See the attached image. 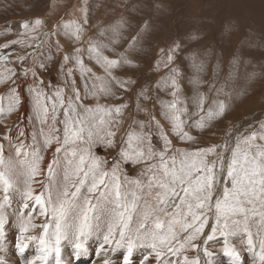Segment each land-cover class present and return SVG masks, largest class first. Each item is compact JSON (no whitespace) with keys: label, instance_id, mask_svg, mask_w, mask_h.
<instances>
[{"label":"snow or ice","instance_id":"obj_1","mask_svg":"<svg viewBox=\"0 0 264 264\" xmlns=\"http://www.w3.org/2000/svg\"><path fill=\"white\" fill-rule=\"evenodd\" d=\"M83 11L82 23L64 24L66 34L80 46L73 47L69 53L62 51L57 43L61 56L59 68L51 55L40 61L31 53L28 54L33 59L30 66L0 68V84L7 85L8 101L6 107L0 104V115L20 109L24 92L18 90L14 77L30 73L33 79L27 96L32 106L30 122L35 121L31 143L20 139L26 133L17 129L13 144L12 127L8 125L0 133L8 149L15 152L14 156L6 155L5 143L0 142V191L3 192L0 253H4L0 255V264H12L5 259L3 237L9 222L5 207L10 204L9 190L13 188L21 201L15 214L18 227L15 249L22 253L29 242L36 244V254L26 264H49L50 257L52 264H66L62 241L72 245L73 255H88L86 241L93 236L99 238L94 252L99 264H109V254L120 247L126 249L123 264H128L137 247L150 249L140 264H152L149 257H154L156 264H167V255L186 247L199 248L195 241L204 233L210 215L215 222L203 244L207 245L219 234L224 238L221 251L238 261L241 251L229 237L243 233L246 239L241 240V245L251 253V264H264V122L249 134L233 128L225 132L221 143L199 146L193 131L209 128L212 121L224 116L230 104L220 99L223 86L215 89L216 98L208 103V94L200 91L203 81L198 75L187 80L192 96L184 94L176 55L183 50L179 42L167 50L161 49V59L156 62L155 70L168 69L159 83L170 89V99L152 100L153 105L159 106L158 112L155 107L141 108L139 101L150 99L146 88L138 92L136 104V111L145 113L144 120L132 119L131 114L126 117L129 109L126 102L101 103L102 98H117L114 84L127 91L126 85L135 83L122 80L115 72L131 65L127 53L142 43V38L150 33L151 23L145 19L124 51L117 52L124 22L100 29L99 37L111 31L113 38L108 41L93 36L85 41L84 25L89 20L87 9ZM40 23L37 19L34 26ZM20 26L28 29L29 22ZM56 30L54 25L53 32ZM192 39L197 37L194 35ZM16 59L24 61L25 55H17ZM7 60L8 56L0 53V62ZM216 60L213 77L220 69V57ZM237 60L234 55L229 61V76ZM174 63L176 67H170ZM203 65L204 61L197 63L193 57L190 66L198 72ZM94 67H99L103 75L94 72ZM53 70L57 73V83L44 78ZM208 85L211 92L214 79L210 78ZM189 99L195 108L191 115ZM126 119L131 124L122 134ZM132 125H137L138 130ZM177 142L187 143L189 147H179ZM193 144L197 146L191 147ZM98 145L105 149L119 148L111 167H107L104 157L95 153ZM50 149L52 158L45 169L43 153ZM127 163L134 168L143 167L130 177L123 167ZM34 185L39 187L38 194ZM30 201L39 205V214L47 217L46 222L38 225L33 223L32 213L23 214ZM37 228H42L38 235L29 234ZM203 255L208 257L203 264H213V253L207 247L203 248ZM177 264L202 262L198 256L193 259L184 256Z\"/></svg>","mask_w":264,"mask_h":264},{"label":"rangeland","instance_id":"obj_2","mask_svg":"<svg viewBox=\"0 0 264 264\" xmlns=\"http://www.w3.org/2000/svg\"><path fill=\"white\" fill-rule=\"evenodd\" d=\"M85 8L89 20V24L84 25L85 41L89 36L108 41L113 38L111 31L99 37L100 29L110 28L119 21L124 22V28L121 29L119 37L121 42L116 46L117 52L124 51L129 40L142 26L145 19H150L151 23L150 33L142 38V43L137 48L127 53L132 61L131 65L115 72V75L122 80H131L135 83L126 85L127 91L114 84L113 88L117 93V98H102L101 103L126 102L129 105L125 113L126 117L131 114L132 119L144 120L145 113L137 112L136 104L138 92L146 88V94L150 99L140 100L141 108L155 107L158 112L159 106L153 105L152 100L170 99L168 96L170 89L166 88L163 83H159L161 77L167 74L168 69L161 67L155 70L156 62L161 59V49L167 50L174 42H179L183 50L176 55L182 75V85L185 89L184 94L188 97L192 96V89L187 84V80L193 75H198L203 81L200 91L208 94V103L216 98L215 89L223 86L224 93L220 99H225L230 104L224 116L212 121L209 128L193 131V135L197 136L199 146L221 143L225 132L233 128L239 129L242 134H249L253 130H258L260 123L264 122V0H0V45H8L6 48L0 47V53L8 56L7 61L0 62V68L19 69L30 66L33 63V59L28 55L30 53L40 61H44L47 56L51 55L57 61L55 67L59 68L61 56L57 52V43L62 46V51L69 53L73 47L80 46L66 34L64 24L70 21L82 23ZM37 19L41 23L34 26ZM25 21L29 22L28 29L20 26ZM54 25L57 29L55 32H53ZM45 33L48 35L45 36ZM194 35L197 39H192ZM10 41L20 42L9 43ZM106 54L113 55L112 53ZM17 55H25V60L17 61ZM234 55L238 57V60L231 67V76H229V61ZM193 57L197 63L204 61L202 70L197 72L190 66ZM216 57H220V69L213 77L212 69L217 63ZM85 62L88 63L86 58ZM170 67H176V64ZM93 71L103 75L99 67H94ZM44 78L46 81L51 79L53 83H57L55 70ZM210 78L214 79V88L211 92L208 91ZM14 79L18 90L24 92V100L18 111L0 115V120H3V123H0V133H3L5 126L8 125L12 127L13 144L16 143L17 129L26 133V136L20 139L31 143L35 121L30 122L32 106L27 96V88L33 78L29 73L27 76L20 74ZM77 79L79 80L78 74ZM6 87V84H0V94H3L0 104L5 107L8 103ZM121 97L123 100L119 99ZM188 106L191 115L195 111L191 99L188 100ZM191 119L194 120L196 117H191ZM130 124L131 120L126 119L122 134L127 132ZM132 127L138 130L137 125H132ZM0 142H4L2 137H0ZM4 143L6 155L14 156V149L9 150L7 142ZM120 143L118 137L117 144ZM257 143L261 142L257 141ZM197 144L191 147H196ZM177 146L189 147L183 142H177ZM118 150V147L105 149L99 145L94 149L98 156L107 160V167H111ZM43 154L45 159L42 168L46 169L52 158V151L50 149ZM123 167L130 177H134L143 165L134 168L131 163H127ZM34 189L38 194L39 187L34 185ZM2 196L3 192L0 191V198ZM9 196L10 204L5 207L9 222L5 226L6 231L3 237L7 251L5 259L12 261V264H26V261L36 254V244L29 242L28 247L22 253L16 251L15 237L18 227L15 226V214H18L21 201L15 188L9 190ZM39 212V205L30 201L29 207L24 209L23 214L27 216L32 213L33 223L39 225L47 220V217L41 216ZM214 222V216L210 215L204 233L200 234L195 241L199 245L198 249L186 247L179 253L169 254L165 258L167 264H177L178 261L183 260L184 256H188L189 259L198 256L203 264L207 260L203 255L204 247L213 253L211 257L213 264H234L236 260L221 251L223 236L216 234L207 245L203 244L207 234L211 233V224ZM132 226L135 227V223ZM41 231L42 228L32 229L29 234L38 235ZM253 232L255 233V229ZM229 239L241 251V258L236 262L251 264V253L241 245V240L246 239V235L238 233ZM98 244V237H89L86 241L88 255L76 256L73 255L72 245L67 241H62V257L66 260V264H99V261L94 259ZM149 251L147 247L135 248L128 259V264H140ZM125 255V248H116L108 256L109 264H123ZM149 259L152 264H156L154 257H149ZM49 264H52L51 257Z\"/></svg>","mask_w":264,"mask_h":264},{"label":"crops","instance_id":"obj_3","mask_svg":"<svg viewBox=\"0 0 264 264\" xmlns=\"http://www.w3.org/2000/svg\"><path fill=\"white\" fill-rule=\"evenodd\" d=\"M202 254V253H201ZM206 259H208V257H206ZM203 260H204V258H203ZM206 261V260H205ZM217 264V263H216ZM234 264H244V263H240V262H236L235 261V263Z\"/></svg>","mask_w":264,"mask_h":264}]
</instances>
